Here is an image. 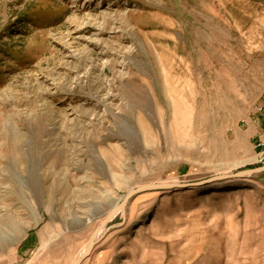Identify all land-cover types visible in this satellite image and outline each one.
Returning a JSON list of instances; mask_svg holds the SVG:
<instances>
[{"label": "rangeland", "instance_id": "1", "mask_svg": "<svg viewBox=\"0 0 264 264\" xmlns=\"http://www.w3.org/2000/svg\"><path fill=\"white\" fill-rule=\"evenodd\" d=\"M263 96L264 0H0V264H264V173L193 186Z\"/></svg>", "mask_w": 264, "mask_h": 264}, {"label": "water", "instance_id": "2", "mask_svg": "<svg viewBox=\"0 0 264 264\" xmlns=\"http://www.w3.org/2000/svg\"><path fill=\"white\" fill-rule=\"evenodd\" d=\"M264 173V167H260V168H255V169H249V170H243V171H239L235 174H225L219 177H215L212 179H209L207 181L204 182H199V183H195L193 186L195 187H200L202 185L217 181V180H224V179H236V180H245V179H252L258 175H261ZM175 185L172 184H157V185H148V186H143L140 188H137L135 190H132L128 193V195L124 198L123 202L119 205V207L124 208V205L126 203V201L134 194L140 193V192H144V191H148V190H154V189H171L174 188ZM118 208V207H117ZM117 209H115L112 213L116 212ZM111 216V215H110ZM95 243L92 242V240H90L87 244V250H86V254L83 258L81 259H76L73 264H80L82 262V260L87 257L89 255V253L91 252L92 248L94 247Z\"/></svg>", "mask_w": 264, "mask_h": 264}, {"label": "built area", "instance_id": "3", "mask_svg": "<svg viewBox=\"0 0 264 264\" xmlns=\"http://www.w3.org/2000/svg\"><path fill=\"white\" fill-rule=\"evenodd\" d=\"M255 122L258 123L259 131L255 136V162L264 167V96L263 101L255 109Z\"/></svg>", "mask_w": 264, "mask_h": 264}, {"label": "bare ground", "instance_id": "4", "mask_svg": "<svg viewBox=\"0 0 264 264\" xmlns=\"http://www.w3.org/2000/svg\"><path fill=\"white\" fill-rule=\"evenodd\" d=\"M160 185H161V184H160ZM115 209H117V210H116V212H114V214L112 213L113 215H115V214L118 212V210H119V211H120V210L122 211V210H123V206H122V208L118 206V208L116 207ZM121 211H120V212H121ZM111 217H112V216H111ZM102 233H103V229H100V230L97 232L96 236H95L94 238L92 237V239H91L92 242H93V243H97V242H95V240H97L100 236H102V235H101ZM86 250H87V246H86L85 250H84L83 252H81V255H80L77 259H81V258H83V257L85 256V254H86ZM74 261H75V260H74Z\"/></svg>", "mask_w": 264, "mask_h": 264}, {"label": "crops", "instance_id": "5", "mask_svg": "<svg viewBox=\"0 0 264 264\" xmlns=\"http://www.w3.org/2000/svg\"><path fill=\"white\" fill-rule=\"evenodd\" d=\"M254 130H255V127L253 129H251V134H253L255 132Z\"/></svg>", "mask_w": 264, "mask_h": 264}]
</instances>
